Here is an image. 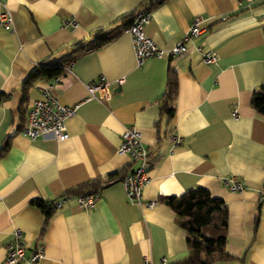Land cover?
<instances>
[{
  "label": "crops",
  "instance_id": "1",
  "mask_svg": "<svg viewBox=\"0 0 264 264\" xmlns=\"http://www.w3.org/2000/svg\"><path fill=\"white\" fill-rule=\"evenodd\" d=\"M140 0H0L11 16V29L0 27V264L4 245L20 230L25 254L37 244V264H141L143 257L167 263L186 253L176 215L158 195H177L195 187L221 199L227 210L225 251L212 264H264V118L249 104L263 80L264 0H164L147 9L143 32L158 46L159 57L135 64L123 16L141 9ZM200 16L201 31L184 41L190 19ZM75 20L73 28L61 19ZM116 28L92 47L95 30ZM125 27V26H124ZM85 50L56 76L35 79L26 105L47 88L60 102L75 106L65 122L67 137L28 138L17 130L20 83L39 60L57 57L76 43ZM212 51L203 63L195 48ZM175 72L172 115L158 114L167 69ZM102 75L111 95H87L84 83ZM55 77V78H54ZM122 77L120 85L113 81ZM233 113V114H232ZM24 115V114H23ZM133 125L147 149V182L141 190L150 206L126 200L119 178L134 163L115 149L124 127ZM116 173V174H115ZM113 174L82 209L75 195L62 196L43 230V213L29 201L54 200L85 180ZM244 183L229 190L221 177ZM78 194V193H77Z\"/></svg>",
  "mask_w": 264,
  "mask_h": 264
},
{
  "label": "built area",
  "instance_id": "2",
  "mask_svg": "<svg viewBox=\"0 0 264 264\" xmlns=\"http://www.w3.org/2000/svg\"><path fill=\"white\" fill-rule=\"evenodd\" d=\"M148 17L147 8H141L135 12L130 22L123 28V31L129 35L133 58L137 65L147 57H159L162 53V50L143 32V25ZM200 22V16H193L190 19L187 29L181 36V40L168 50L169 56L172 57L183 51L185 49L184 41L200 33ZM61 25L73 28L76 26V22L71 17H65L61 19ZM0 27L11 29V16L6 10L0 11ZM195 48L200 51L203 63L215 61L216 56L212 51L202 50L199 45L195 46ZM113 81L116 85H120L123 78L117 77ZM84 89L88 96L99 100H106L111 95L108 82L102 75L84 83ZM74 108L75 106L73 105L60 102L47 88H42L40 96L34 98L26 105L24 120L19 127V132L28 138L50 134L55 140H62L67 137L64 122L73 114ZM115 152L117 154H125L134 163L131 171L119 178L126 200L150 206L152 202L143 201L141 197V190L147 182V149L143 145L141 134L135 126L129 125L123 128ZM220 180L229 190L239 191L244 188V183L241 180H237L234 176L221 177ZM96 197L97 193L86 192L78 193L74 198L82 209H87L93 204ZM61 200L62 196L55 199L53 207L60 206ZM12 233V240L4 245L5 253L1 264H37L43 257L41 244L35 245L25 254V245L20 239V230L14 228ZM141 264H166V261L163 257H160L154 263L149 258L143 257Z\"/></svg>",
  "mask_w": 264,
  "mask_h": 264
},
{
  "label": "trees",
  "instance_id": "3",
  "mask_svg": "<svg viewBox=\"0 0 264 264\" xmlns=\"http://www.w3.org/2000/svg\"><path fill=\"white\" fill-rule=\"evenodd\" d=\"M162 1L164 0H140L139 4L140 8L149 9ZM134 14L135 11H131L129 14L123 16L125 18L121 22L123 28L130 22ZM117 30L110 27L95 30L92 38V47L111 38ZM261 35L263 40V80L252 88L249 104L255 113L264 118V28L261 29ZM86 47V44L82 41L76 42L68 52L60 54L57 57L49 54L27 71L19 87L20 99L17 112L20 119L22 118L21 122L24 120L23 114L25 112L22 104L27 100V90L31 83L38 78L49 79L56 76L60 73L64 64L76 54L85 50ZM175 91V72L168 68L165 75L164 89L158 98V114H164L166 120L172 115L170 102ZM4 98L5 94L0 92V100ZM19 127H17V130ZM7 146L8 140L5 137L0 142V156ZM112 175L107 174L80 182L66 189L61 196L86 192L97 193L104 181ZM54 200L33 198L29 201L43 213L38 233L43 230L47 217L53 210ZM156 201L165 204L176 215L178 224L184 232L185 255L167 264H212L219 259L229 256L224 247L227 210L221 199L211 196L205 188L195 187L177 195H158Z\"/></svg>",
  "mask_w": 264,
  "mask_h": 264
}]
</instances>
